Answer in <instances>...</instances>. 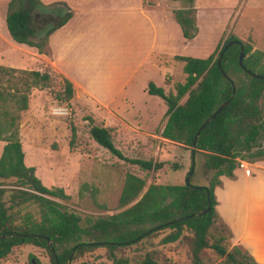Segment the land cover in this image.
<instances>
[{"label":"trees","instance_id":"1","mask_svg":"<svg viewBox=\"0 0 264 264\" xmlns=\"http://www.w3.org/2000/svg\"><path fill=\"white\" fill-rule=\"evenodd\" d=\"M182 1L184 5L172 13L182 37L190 39L196 32L194 0ZM63 5L67 11L58 16L44 10L39 0H9L4 18L9 37L42 52L49 33L71 15V10ZM37 32L42 34L35 39ZM229 40L241 44L243 68L237 63L239 43L224 50L218 68L216 58ZM174 57L182 61L184 81L175 85L174 93H166L162 87L148 81L146 92L161 98L166 107L160 136L187 146L190 157L191 152L200 155V167L210 171V176L205 184L196 183L194 168L187 183L151 181L143 190L145 180L126 172L117 199L118 207L124 208L112 214L83 218L59 201L69 198L61 187L43 185L34 175L33 167L23 163L19 114L27 107L30 89L48 88L51 74L0 66V140L4 141L0 152V260L14 249L31 244L45 251L50 264H64L74 246L73 252L103 247L111 264H125L127 260L117 257L115 250L162 233L159 245L180 238L186 242L189 264H213L215 259L206 251H211L216 259L221 258L214 264H258L244 248L231 243V231L215 210L213 188L220 185V175L233 176L238 159L264 158V78L250 75V72L264 75V52L252 49L248 42L230 34L205 57ZM61 81V96L67 101L72 95L71 84L65 78ZM183 96L184 100L179 103ZM226 100L227 104L200 129L192 148L197 128ZM88 119V135L110 154L145 171L162 168L161 160L124 156L112 141L111 128ZM177 168L178 164L173 163L172 169ZM9 178L14 179L11 184L14 187H4L3 180ZM27 203L37 205V218L26 212L23 219L16 222L15 212L10 209ZM191 213L194 214L191 217L174 221ZM96 242L103 244H94ZM154 251H144L138 264H158ZM29 264L40 262L31 256Z\"/></svg>","mask_w":264,"mask_h":264},{"label":"rangeland","instance_id":"2","mask_svg":"<svg viewBox=\"0 0 264 264\" xmlns=\"http://www.w3.org/2000/svg\"><path fill=\"white\" fill-rule=\"evenodd\" d=\"M8 1L0 0V31L3 32H6L4 18L8 11ZM164 4L170 5L172 12L182 7L184 1L165 0ZM193 7L196 27L194 36L190 39L181 37V40H176L174 37L170 45L180 55L188 52V56L205 57L217 44L221 45L230 34L248 42L252 49L264 52V0H194ZM168 9L165 6V13L169 16ZM171 16L177 23L173 15ZM41 34L42 32L36 34L35 39ZM1 58L2 61L8 59L16 65L34 67L31 55L5 44L0 39ZM172 59V61L165 60L169 69L164 73L163 81L159 72L148 70L153 83L161 86L166 93H174L175 85L182 83L185 77L181 71L182 61L174 56ZM61 84L60 76L51 74L48 88H31L33 91L30 89L27 108L19 114L18 131L25 154L24 164L33 167L34 174L41 179V182L44 181L45 186L61 187L64 193L69 195L68 199L59 201L70 211L83 218L112 214L123 209L124 207H118L117 199L126 172L142 177L145 185L151 181L160 184L184 182L190 163V151L187 146L166 141V143L159 142V146H153L157 140L152 136H147L145 141L142 135H129L124 145H115L124 156L161 160L164 164L162 168L152 172L123 161L90 138L87 127L88 118H91V115L85 112L84 108H81L82 112L80 109L75 112L73 105L62 98ZM142 92L140 86H137L136 103L128 113L131 114L137 110L140 112L144 110L142 108H148L151 112L150 119L154 123L162 109L160 99L157 96H144L145 90ZM184 98L185 96L178 102L181 103ZM61 105L67 107V115L51 113L53 107ZM92 118L93 123L98 122L97 118ZM200 159V155H193V169H196L193 181L205 184L211 172L200 167ZM173 163L178 164L175 170L172 169ZM13 181V178L3 180L4 187H14L11 185L14 184ZM10 212H15V220L19 222L26 212L33 218H37L38 207L36 204L27 203L19 208L10 209ZM162 235V233H156L137 243L121 247L114 253L117 257L125 258L127 260L125 264H138L139 257L144 251L155 249L158 264H189L186 242L180 238L173 243L159 245L158 240ZM206 252L210 258L215 259L214 263L221 260V258L216 259L211 251ZM31 256L36 257L40 264H50L45 251L31 244L14 249L0 260V264H29ZM64 264H111V260L107 257L105 248L96 247L72 252L69 261H65Z\"/></svg>","mask_w":264,"mask_h":264},{"label":"crops","instance_id":"3","mask_svg":"<svg viewBox=\"0 0 264 264\" xmlns=\"http://www.w3.org/2000/svg\"><path fill=\"white\" fill-rule=\"evenodd\" d=\"M39 1L44 6L65 4L71 15L49 33L42 52L14 42L6 28V32L1 30L0 39L31 55L34 67L2 58L0 66L47 71L68 80L72 95L66 102L73 105L75 112L84 108L91 118L98 119V124L111 128L114 145H124L129 135H142L145 141L152 136L157 140L153 146L172 142L160 136L166 119H161L166 108L161 98L162 109L154 123L148 108L128 113L136 103L137 86L141 92L145 90L144 96H156L146 92L147 82L153 83L148 70L159 72L163 81L169 69L165 60L172 61L174 55H180L170 46L172 38L182 37L170 5H165V0ZM0 142L2 146L4 141ZM24 156L23 152V159ZM244 161L249 174L236 167L232 177L219 176L221 183L213 188L215 210L231 231V243L244 248L258 264H264V158ZM41 183L44 185V181Z\"/></svg>","mask_w":264,"mask_h":264},{"label":"water","instance_id":"4","mask_svg":"<svg viewBox=\"0 0 264 264\" xmlns=\"http://www.w3.org/2000/svg\"><path fill=\"white\" fill-rule=\"evenodd\" d=\"M43 9L44 10H47V11H49V12H55L58 16H61V15H63L66 11H67V9H66V7L62 4V3H54V4H52V5H50V6H44L43 7ZM233 43H239V41H237V40H229V41H227L223 46H222V48H221V50H220V53H219V55L217 56V58H216V64H217V66H218V68L220 69V67H219V60H220V56H221V54L224 52V50L228 47V46H230L231 44H233ZM242 58H243V49H242V46H241V44L239 43V51H238V56H237V63H238V65L241 67V68H243V65H242ZM222 72V71H221ZM223 74V73H222ZM250 75L251 76H253V77H256V78H264V75H258V74H255V73H251L250 72ZM223 76L224 77H226V75L225 74H223ZM227 78V77H226ZM232 89H233V86H232ZM232 95V94H231ZM227 102H228V100H226V101H223V102H221L216 108H215V110L201 123V125L197 128V130H196V132H195V134H194V136H193V139H192V143H191V147L193 148V146H194V144H195V140H196V137H197V135H198V133H199V131H200V129L207 123V121L209 120V119H212L213 117H214V115L223 107V106H225L226 104H227ZM192 169H193V153L191 152V157H190V167H189V169H188V171H187V174H186V176H185V178H184V182L185 183H187V179H188V176L190 175V173L192 172ZM207 210V208L205 209V210H202L201 211V213H204L205 211ZM194 214L193 213H191V214H188V215H186V216H182V217H180V218H178V219H176V220H174V221H179V220H183V219H185L186 217H191V216H193ZM47 241V240H46ZM47 243H48V241H47ZM94 244H97V245H102L103 244V242H96V243H94ZM74 248H75V246L70 250V253H69V255H68V257H67V259H66V262H68L69 261V259H70V257H71V254H72V252H73V250H74Z\"/></svg>","mask_w":264,"mask_h":264},{"label":"built area","instance_id":"5","mask_svg":"<svg viewBox=\"0 0 264 264\" xmlns=\"http://www.w3.org/2000/svg\"><path fill=\"white\" fill-rule=\"evenodd\" d=\"M51 113L59 114V115H67L68 114V109L64 105L63 106H57V107H53L51 109ZM237 167L243 168V171H244L245 174H249L250 173V170H249V168L246 167L244 160L238 159L237 160Z\"/></svg>","mask_w":264,"mask_h":264}]
</instances>
